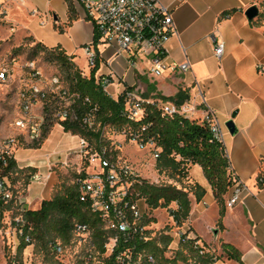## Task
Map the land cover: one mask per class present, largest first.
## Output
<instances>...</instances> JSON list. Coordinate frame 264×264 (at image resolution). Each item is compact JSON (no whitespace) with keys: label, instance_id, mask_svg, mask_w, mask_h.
<instances>
[{"label":"crops","instance_id":"0c3cea01","mask_svg":"<svg viewBox=\"0 0 264 264\" xmlns=\"http://www.w3.org/2000/svg\"><path fill=\"white\" fill-rule=\"evenodd\" d=\"M158 1L170 9L176 29L165 44V62L182 63L187 59L190 70L166 72L155 79L147 61L137 59L130 66L125 56L118 57L114 69L124 85L119 83L118 94L112 98L117 99L126 89L151 100L159 95L173 97L183 90L193 104L199 105V86L206 104L222 124L233 119L237 131L231 135L225 129V147L233 172L245 190L239 204L225 209L223 228L215 232L220 208L201 167L191 166L190 182L198 183L207 193L202 202H192L190 237L199 239L208 252L213 244L225 243L240 253L242 264H264V19L250 21L245 14L254 5L261 13L262 0ZM0 4L6 10L5 18L19 25L35 43L50 49L60 47L71 59L92 35L94 39V27L83 20V8L70 0H0ZM212 35L224 43L221 60L214 54ZM100 49L102 61L113 57V49ZM106 73L103 66L99 75ZM202 109L198 107L197 117ZM79 142L80 137L66 133L58 124L39 148L22 146L15 151L14 159L21 171L18 192L25 208L36 210L43 201L50 200L60 183L58 172L67 173L70 164L81 171ZM34 174L42 175L44 180L32 182ZM27 175L30 177L25 184ZM230 194L231 188L225 200ZM208 215L210 221H206ZM202 221L206 222L203 232L199 228ZM211 230L214 236L208 233ZM220 264L239 263L226 259Z\"/></svg>","mask_w":264,"mask_h":264},{"label":"built area","instance_id":"2783aa9c","mask_svg":"<svg viewBox=\"0 0 264 264\" xmlns=\"http://www.w3.org/2000/svg\"><path fill=\"white\" fill-rule=\"evenodd\" d=\"M16 1L22 2L23 0ZM72 2L83 8L85 18L92 21L94 34L97 35V42L93 39V44L84 46L88 68L91 70L96 67L98 62H101L100 47H109L114 51L113 57L105 60L108 73L99 76L96 74L97 84L103 88L107 95L111 96L107 92V87L115 79L119 82L122 81L121 75L114 69L115 59L121 56H125L130 66H133L137 59L150 63L149 73L155 79L163 77L166 72L186 73L190 70V63L187 59L182 63L167 64L165 62V44L176 33V29L170 9L158 0H72ZM5 11L3 5L0 4V16L4 15ZM34 14L37 15L38 12L34 11ZM212 40L214 42V54L218 60H221L225 51L224 43L218 41L214 35H212ZM22 74L24 82L18 93L20 117L13 123L17 134L0 139V206L13 200L23 204L19 192H14L15 187L8 176L4 174V168L9 159H14V153L19 147L41 141L44 107L50 100H57V108L53 113L57 122L78 120L75 102L81 99V96L77 92H70L61 77L46 78L34 62L23 65ZM11 80L9 71L5 68L2 69L0 71V85ZM198 91L199 105L193 104L190 100L182 106L159 101L157 104L163 115L171 117L179 114L208 127L212 136L211 141L221 146L228 163V171L233 184L231 194L225 200V208L232 209L240 203L245 186L234 174L226 151L224 134L226 128L206 104L199 86ZM121 94L125 97V113L131 120H138L143 116L145 103H155V100L142 99L129 89L124 90ZM84 102L91 104L88 98H85ZM198 107L203 108L202 115L199 117H197ZM96 111V107H91L82 116V123L89 127L92 126ZM131 140L141 150L154 149L153 143L143 144L139 142L137 135ZM153 153L156 159L158 152L154 150ZM77 154L86 158L91 166L99 169L95 174L87 173L85 178H76L75 182L79 187L81 201L89 204L92 213L100 217L107 230L123 235L145 233V227L140 225L143 213L139 205L140 202H145L143 198H137L135 193V186L141 181L134 170L128 165L119 166L113 162L108 157L106 149H102L100 152H92L89 144L82 138H80ZM81 172L79 171L78 175ZM43 180L44 177L39 174H34L31 178V181L36 183ZM203 205L207 207L206 203ZM21 222L22 218L19 216L15 223ZM17 231L22 234V230L17 228ZM74 233L80 238L79 241H88L94 247L88 225L75 224ZM178 236L180 242H185L190 239V232H179ZM118 239V235L112 236L105 244L108 256L113 253ZM143 239L148 240L147 236ZM26 241L30 242V238L27 237ZM195 245L201 247L198 241ZM63 250L64 248L60 243L54 245L56 254H61ZM206 252H208L206 249H202L200 254ZM141 258L142 254H139L137 262L133 264H140ZM91 259L92 253L87 257L88 261ZM11 264L18 263L13 260ZM115 264H132L131 252L127 251L120 254ZM146 264H157L156 258L153 255H147Z\"/></svg>","mask_w":264,"mask_h":264},{"label":"trees","instance_id":"16d2710c","mask_svg":"<svg viewBox=\"0 0 264 264\" xmlns=\"http://www.w3.org/2000/svg\"><path fill=\"white\" fill-rule=\"evenodd\" d=\"M261 19H264V5L258 20ZM29 40L34 43V46L31 47L33 54L42 52L48 61L59 64L65 74L63 81L69 91L77 92L81 96V99L75 102L78 120L58 122L66 133L86 140L92 152H100L102 149H106L108 157L113 162L116 160L118 151H110L106 147L103 140V129L106 127H112L118 132L124 133L129 139L137 135L139 142L143 144L153 143V152L154 150L158 152L155 161L156 171L159 174H166L174 183L156 185L140 179L141 183L135 186V193L137 198L144 199L150 210L167 209L175 204L177 208L170 209V216L179 227L190 216L191 197L196 203H200L206 196L205 188L198 183L187 181L190 167L200 166L220 208L217 226L222 230V219L226 209L225 196L232 187L233 181L221 146L211 141L212 136L207 126L200 125L197 121L179 114L171 117L163 115L157 104L159 101L182 106L189 100L186 91L180 90L173 97L159 95L158 99H153L155 103L143 105L144 112L140 119L131 120L125 113L124 95L121 94L117 99H114L97 84L96 73L99 70L100 62L90 70L88 75H84L60 47L50 49L41 43H35L32 38ZM94 41L97 42L96 34H94ZM85 98H88L91 104L85 103ZM91 107H96L97 111L94 123L89 127L82 123L81 118ZM56 108L57 100L54 99H51L44 107L42 139L39 143H34L28 147L39 148L47 138L54 127L53 113ZM20 172L17 169L15 159H9L4 168V174L8 176L9 180L15 176L14 183L17 184ZM86 176L87 173L84 169L80 175L75 177V180L78 177L85 178ZM29 177L28 175L25 177V184L28 183ZM18 191L19 189L15 188L14 192L18 193ZM13 210L18 211L22 218L21 223H15L18 230H22V234H20L18 249L15 255L9 259L8 264H11L13 260L21 264L19 259L24 249L35 241L45 248L50 247L53 252H55L54 245L60 243L56 239H60L64 244H70L75 235V224L89 226L92 244L101 254H106L105 244L109 238L118 235V243L113 253L106 258L107 264H115L117 257L127 251L131 252L132 264L137 262L139 254H142L140 264H146L147 255H153L157 258L163 252L159 251L152 241L143 239L146 236L145 233L123 235L107 230L100 217L92 213L89 204L81 201L76 182L69 184L65 180L60 181L55 188L53 197L43 201L36 210L25 208L17 200L2 204L0 206V220L5 212ZM140 225L145 226L146 224L141 222ZM27 237L30 238V242L26 241ZM198 240L190 237L189 240L180 242L181 247L190 252L191 258L197 259L195 264H214L216 259L210 255V252L200 254V251L205 250L206 246L197 247L195 243ZM171 242L172 237L166 236L165 247L169 246ZM221 249L228 260L242 264L240 253L233 246L222 243ZM147 250L151 254H146ZM182 260L185 259L182 258ZM178 261L177 258L174 260L164 259L165 264H177Z\"/></svg>","mask_w":264,"mask_h":264},{"label":"rangeland","instance_id":"374dc122","mask_svg":"<svg viewBox=\"0 0 264 264\" xmlns=\"http://www.w3.org/2000/svg\"><path fill=\"white\" fill-rule=\"evenodd\" d=\"M259 5L263 10L264 0ZM5 16H0V71L4 68L7 69L12 80L0 85V139L17 134L13 123L20 117L18 93L24 82L22 74L23 65L28 62H34L46 78L59 76L65 80V74L60 65L48 61L42 52L33 54L31 47L34 46V43L30 42V37L19 25L10 22ZM83 20L93 27L92 21L86 19L85 15ZM85 44H93V35ZM84 46L79 47L78 52L72 56V60L83 74L88 75L90 69L85 57ZM99 51L101 55V49ZM111 58L109 57L108 60ZM100 65L105 66V61L101 60ZM103 66H101V70L97 71L96 74L98 76L103 71ZM119 83L121 82L115 79L107 87V92L111 96H117ZM136 94L141 96L139 92ZM53 121L54 126L58 125L56 118L53 117ZM103 140L110 151H118L115 162L119 166L128 165L131 167L140 179L156 185L174 183L166 174H159L156 171V159L153 148L139 149L138 145L127 138L124 133H120L112 127L103 129ZM81 160V171L85 169L86 173L90 174L98 172L99 169L93 165L91 166L86 158L81 156ZM55 170L58 171L57 168ZM58 174L60 175V181L65 180L67 183L73 184L75 177L78 175V170L70 164L67 173L58 172ZM188 178L187 181L190 180V170ZM15 179V176H13L10 182L18 189L19 185L14 183ZM177 185L180 186L179 183ZM191 200L194 202L192 197ZM139 205L143 213L140 223L146 224L144 226L145 235L148 240L154 243L159 251H163L161 254L158 253L159 255L156 258L157 264H165L164 259L174 260L176 258L179 259L177 264H195L197 259L191 258L190 252L182 249L183 247H181L182 245L178 236L179 232H190V216L179 227L170 216V209L177 208L175 204H172L167 209L159 208L157 210H150L143 202H140ZM35 207H38V205H35ZM18 213L16 210L5 212L0 220V264H8L9 259L15 255L20 244V234L15 226V220L19 217ZM210 215L206 217V221L211 220ZM199 228L202 232L206 231V222L202 221ZM218 230L220 229L216 226V231ZM208 233L214 236L213 230ZM166 236L172 237V242L167 247H165ZM79 239L77 235H74L70 244H64L60 239H56V241L63 245L64 250L61 254H56L50 247L45 248L42 244L35 241L24 249L19 261L21 264H107V254H101L90 242L85 240L79 241ZM212 246L213 248H210V255L216 259L214 264L226 262L227 257L222 251L221 246L218 244H213ZM90 253H92V259L88 261L87 257ZM146 254L151 253L147 250ZM182 258L185 260H182Z\"/></svg>","mask_w":264,"mask_h":264},{"label":"water","instance_id":"95a60500","mask_svg":"<svg viewBox=\"0 0 264 264\" xmlns=\"http://www.w3.org/2000/svg\"><path fill=\"white\" fill-rule=\"evenodd\" d=\"M246 17L250 20L253 21L254 19L259 17L260 11L259 8L257 6H251L247 11H246ZM226 130L231 134L234 135L237 131L236 126L233 122V119L228 120L225 124H224ZM217 232V231H215Z\"/></svg>","mask_w":264,"mask_h":264}]
</instances>
